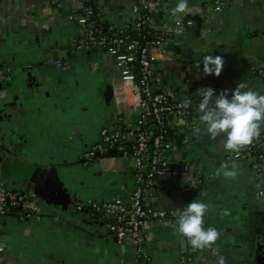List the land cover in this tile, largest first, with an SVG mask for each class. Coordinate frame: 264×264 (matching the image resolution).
<instances>
[{
	"label": "crops",
	"instance_id": "0c3cea01",
	"mask_svg": "<svg viewBox=\"0 0 264 264\" xmlns=\"http://www.w3.org/2000/svg\"><path fill=\"white\" fill-rule=\"evenodd\" d=\"M206 1L188 0L190 12L182 17H195L197 23L168 40L173 61H158L155 86L180 97L190 77L195 90L211 83L229 90L230 98L243 83L264 95V81L253 71L264 62V0H225L219 15ZM133 3L98 0L101 11L120 18L130 17ZM176 3L156 0V26L176 19L171 16ZM72 4L0 0V67L10 69L9 80L0 83V185L35 192L42 209L40 217L0 216V264H126L136 256L134 242L118 243L88 214L72 211L76 202L126 195L134 183L132 159L123 172L98 161L84 163L101 128L117 121L112 83L121 69L103 49L71 52L79 33L69 18ZM208 55L224 59L218 77L203 72ZM51 56L64 58L66 66L53 67ZM200 115L194 114L193 127L173 126L174 149L179 158L215 173L200 201L209 205L205 227L216 228L220 236L203 249L190 248L189 264H264V199L255 197L251 165L235 158L239 151L224 148L223 134H208ZM233 169L235 178L224 176ZM152 200L179 216L194 199L185 187L162 184ZM177 221L148 224L150 256L140 257V264H179L189 248Z\"/></svg>",
	"mask_w": 264,
	"mask_h": 264
},
{
	"label": "built area",
	"instance_id": "2783aa9c",
	"mask_svg": "<svg viewBox=\"0 0 264 264\" xmlns=\"http://www.w3.org/2000/svg\"><path fill=\"white\" fill-rule=\"evenodd\" d=\"M225 4V0H207L205 6L219 15ZM155 7L156 0H134L130 17L120 18L101 11L98 0H73L69 12V18L79 26V33L70 46L71 52L103 49L114 57L121 69L120 76L112 83L117 121L101 128L97 143L84 153V163L98 161L102 167H115L123 172L128 170V159H132L134 177L133 188L128 194L76 202L72 211L88 214L118 243L134 242L136 256L126 264H140V257L149 258L146 246L149 223L179 217L176 209L153 203L152 198L162 184L185 187L193 192L194 200L200 201L203 187L216 176L175 155L172 128L174 125L195 126L194 114L199 112L202 100L197 90L190 88V77L186 78L185 92L180 97L158 89L154 80L158 61H173L168 40L195 26L197 21L195 17H181L179 23L176 18L160 28L154 23ZM49 63L60 69L66 66L64 58L54 56L49 58ZM253 71L264 81V62L253 67ZM9 78L10 69L0 67V83ZM208 87L217 95L221 92L211 83L203 84L200 89ZM185 101H188L187 106ZM235 158L250 163L256 180L255 197L264 199V129L259 138L242 148ZM41 212L35 192L26 193L0 185L1 217L15 213L25 219L40 217ZM187 243L188 253H181L179 264L190 262L188 254L192 247Z\"/></svg>",
	"mask_w": 264,
	"mask_h": 264
},
{
	"label": "clouds",
	"instance_id": "9594fccd",
	"mask_svg": "<svg viewBox=\"0 0 264 264\" xmlns=\"http://www.w3.org/2000/svg\"><path fill=\"white\" fill-rule=\"evenodd\" d=\"M188 0H177L171 9V16L179 19L188 13ZM223 57L208 55L203 58L205 75L221 74ZM202 97L198 105L200 121L206 125V131L213 138L223 134L224 148L238 152L258 139L264 129V95L248 89L239 83L234 90H223L218 95L211 87L197 90ZM187 106L188 101H185ZM199 131V129H197ZM226 167V166H225ZM224 176L235 178L236 170H225ZM209 210L205 202L193 200L183 208L177 221V232L187 239L193 249H203L214 244L220 236L214 227H205L204 217Z\"/></svg>",
	"mask_w": 264,
	"mask_h": 264
},
{
	"label": "water",
	"instance_id": "95a60500",
	"mask_svg": "<svg viewBox=\"0 0 264 264\" xmlns=\"http://www.w3.org/2000/svg\"><path fill=\"white\" fill-rule=\"evenodd\" d=\"M111 153H112V154H115L116 152H115V151H112Z\"/></svg>",
	"mask_w": 264,
	"mask_h": 264
}]
</instances>
